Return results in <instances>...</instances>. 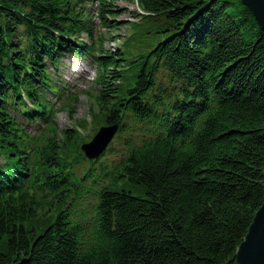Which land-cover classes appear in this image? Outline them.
<instances>
[{
  "label": "trees",
  "instance_id": "16d2710c",
  "mask_svg": "<svg viewBox=\"0 0 264 264\" xmlns=\"http://www.w3.org/2000/svg\"><path fill=\"white\" fill-rule=\"evenodd\" d=\"M135 1L162 22L112 51L94 0H0V264H236L264 201V29L241 0ZM123 12L99 2L106 29L135 27ZM67 54L97 65L93 130L127 136L116 162L59 137L46 92L74 117L50 71ZM123 179L146 197L110 189Z\"/></svg>",
  "mask_w": 264,
  "mask_h": 264
},
{
  "label": "rangeland",
  "instance_id": "374dc122",
  "mask_svg": "<svg viewBox=\"0 0 264 264\" xmlns=\"http://www.w3.org/2000/svg\"><path fill=\"white\" fill-rule=\"evenodd\" d=\"M113 3L115 9L118 12L124 11L117 21L119 22H130L134 25L124 24L106 29L102 23L99 16V0H94L93 3H90L91 15L94 19V35L98 39L101 35L105 37L106 42L104 43V48L109 50L122 49L124 46L130 51L138 50L142 48V43L146 40L142 39L143 32L147 30L150 26H157L158 23L162 22L163 18L159 19H141L140 16L136 14L142 13V11L137 6L135 0H109ZM143 14V13H142ZM150 21V22H148ZM148 22V23H147ZM139 23V24H138ZM138 24V25H137ZM133 26V27H132ZM148 26V27H146ZM139 31L138 36H135L133 39L131 35L134 31ZM140 36V39H139ZM85 41H88V38L83 35L82 37ZM50 66V71L55 75V78L62 77V79L68 83V86L71 92L77 93L79 95V100L77 105H75L76 114L73 118L70 117V110L67 108H62L63 99L57 100V95L51 91H47L46 98L55 103V109H58L56 114V125L59 129V137L62 138V131L65 129H75L79 131L84 138L93 137L95 131L93 130L94 124H90L93 121L92 112L98 113L99 106L95 101L89 97V94L84 93V91H92L94 94L98 89L95 78L97 77V69L95 65H92L86 61L80 62L76 56H65L62 59V62L57 70ZM85 119L88 125L80 124V121ZM39 125V124H36ZM96 127V126H95ZM37 126H30L32 132H36ZM88 136V137H87ZM127 139V136L124 137V140L118 138L116 135L113 141L110 143L107 151L105 152L101 160L112 163L118 161V159L123 155L124 152V142ZM87 142V141H86ZM113 147V154L109 153V148ZM84 166H87L88 163L84 162ZM83 169L79 170V173H82ZM106 182V181H105ZM104 182V183H105ZM112 190H126L131 192L133 195L146 197V193L141 186L129 182L127 179L119 180L118 182H112L109 185ZM48 218V215L46 216ZM45 219V218H44Z\"/></svg>",
  "mask_w": 264,
  "mask_h": 264
},
{
  "label": "water",
  "instance_id": "95a60500",
  "mask_svg": "<svg viewBox=\"0 0 264 264\" xmlns=\"http://www.w3.org/2000/svg\"><path fill=\"white\" fill-rule=\"evenodd\" d=\"M241 2L251 11L259 27L264 29V0ZM118 128V124L101 127L92 141L82 145L85 155L89 159H97L106 150ZM236 264H264V201L237 249Z\"/></svg>",
  "mask_w": 264,
  "mask_h": 264
}]
</instances>
